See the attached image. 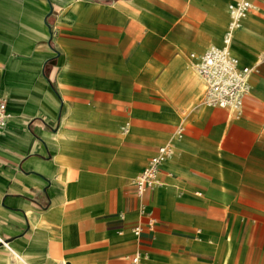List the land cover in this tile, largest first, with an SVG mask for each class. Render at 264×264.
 <instances>
[{
	"label": "crops",
	"instance_id": "1",
	"mask_svg": "<svg viewBox=\"0 0 264 264\" xmlns=\"http://www.w3.org/2000/svg\"><path fill=\"white\" fill-rule=\"evenodd\" d=\"M231 1L0 0V264H264V0L230 43L238 112L201 102L189 58Z\"/></svg>",
	"mask_w": 264,
	"mask_h": 264
},
{
	"label": "built area",
	"instance_id": "2",
	"mask_svg": "<svg viewBox=\"0 0 264 264\" xmlns=\"http://www.w3.org/2000/svg\"><path fill=\"white\" fill-rule=\"evenodd\" d=\"M254 6L251 0H233L228 4L229 21L223 34V44L211 45L201 53L190 52V63L202 82L201 102L207 106H218L238 112L242 96L250 89L249 74L251 67L239 62V58L230 49L233 32L241 24V20ZM6 101L0 90V128H3L8 119ZM173 153L171 142L158 146L141 173L136 176V191L142 193L146 186L156 180L160 164ZM139 233L140 227L133 228ZM0 241L6 244L2 238ZM124 264H142L138 252L129 256Z\"/></svg>",
	"mask_w": 264,
	"mask_h": 264
}]
</instances>
